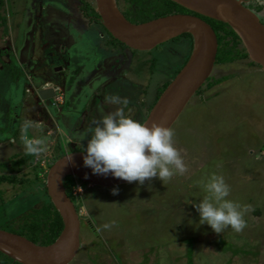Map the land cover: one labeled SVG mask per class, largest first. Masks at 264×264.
Segmentation results:
<instances>
[{
  "label": "rangeland",
  "instance_id": "1",
  "mask_svg": "<svg viewBox=\"0 0 264 264\" xmlns=\"http://www.w3.org/2000/svg\"><path fill=\"white\" fill-rule=\"evenodd\" d=\"M44 1L65 4L67 0H2L0 17L6 18V3L19 17L21 7H31L32 12L39 7L41 11ZM86 1L94 5V0ZM243 1L264 24V0ZM53 17L60 21L59 16ZM0 25V46L10 52L13 42L7 32L11 25ZM65 31L62 28L61 34ZM38 32L41 36L40 29ZM104 42L97 47L103 54L97 56L108 61L102 64L109 65L112 76L101 83V75V84H93L91 94L80 101L82 106L86 101L85 109L76 125L62 112L24 104L26 79L12 84L6 71L0 73V175L16 176L18 180L0 182V229L19 230L30 222L34 211L44 204L36 177L44 178L47 160L58 158L59 147L64 154L83 152L92 121L101 115L98 106L105 112L114 107L105 102L107 95L126 98L125 115L143 122L145 110L153 104L161 85L171 81L182 67L190 46L189 41L180 39L137 52L120 46L105 47ZM56 49L57 54L47 49L46 64L54 70L63 59L67 70L47 72L50 79H62V83L68 77V102L70 93L95 66L88 63L89 57H82L85 70L75 71L78 67H74L72 71L68 53ZM210 77L223 80L210 88L204 84L171 127L186 172L164 181L153 177L143 184L135 181L111 188L90 187L93 198L83 193L79 208L83 207L92 227H80V248L70 264H264V70L249 65V60H236L215 65ZM44 124L48 126L42 128ZM43 129L49 134L45 135ZM51 134L55 140L49 138ZM28 140H40L43 151L29 154L25 147ZM210 173L223 176L230 189L228 199L250 206L240 232L225 228L217 234L208 225H199L193 204L206 194L203 183ZM79 185L74 178L64 180L70 194ZM113 188L118 189L115 195Z\"/></svg>",
  "mask_w": 264,
  "mask_h": 264
},
{
  "label": "water",
  "instance_id": "2",
  "mask_svg": "<svg viewBox=\"0 0 264 264\" xmlns=\"http://www.w3.org/2000/svg\"><path fill=\"white\" fill-rule=\"evenodd\" d=\"M169 1L192 13L226 24L240 40L248 60L264 70V24L243 0ZM94 6L105 32L128 50L147 52L183 34L191 36L188 59L143 121L171 128L212 74L217 53L215 32L204 20L192 14L175 13L134 24L123 16L116 0H94ZM37 93L42 100L54 96L52 88L39 89ZM83 155L84 152L77 151L65 153L46 173V193L62 221V230L56 239L44 246L0 229V253L19 264L71 263L80 248L81 216L66 193L64 180L74 177L83 184L101 188L130 184L111 174H92L90 168L83 166Z\"/></svg>",
  "mask_w": 264,
  "mask_h": 264
},
{
  "label": "clouds",
  "instance_id": "3",
  "mask_svg": "<svg viewBox=\"0 0 264 264\" xmlns=\"http://www.w3.org/2000/svg\"><path fill=\"white\" fill-rule=\"evenodd\" d=\"M105 102L114 107L107 112L99 110L101 115L92 121L83 150V166L90 168L92 174H111L129 183L143 184L153 177L164 181L186 172L187 166L174 146V132L170 127L155 122L149 125L125 115L126 98L112 94L105 97ZM41 143L40 140L27 142L26 151L39 154L43 151ZM203 190L206 194L193 204L199 225L206 224L217 234L225 228L240 232L245 227L243 217L250 206L228 199L229 185L216 173L208 175ZM117 191L113 188L112 194Z\"/></svg>",
  "mask_w": 264,
  "mask_h": 264
},
{
  "label": "trees",
  "instance_id": "4",
  "mask_svg": "<svg viewBox=\"0 0 264 264\" xmlns=\"http://www.w3.org/2000/svg\"><path fill=\"white\" fill-rule=\"evenodd\" d=\"M71 1L74 4H76L78 8L75 13H70L69 16H64L63 14H60L59 10L52 8L53 6L51 5L47 7V10H49L48 11L49 14H51L52 12L56 16H59L60 21L58 20V22L60 24H62L64 21H68V19H72L76 27L75 28V27L64 26L63 28H65L67 32L65 31L64 34H61L62 26L56 24V26L54 25L55 26L53 29L54 31H52V35H51L52 37L56 38L57 36H60L63 39L62 41L66 43L65 39L67 37L69 38L72 37L70 33L72 34L75 33L76 29H78V31L79 30L81 31L84 29V26H82V23H83L85 24V26H87V29L89 27L90 28L96 27L102 30L106 34V39L104 40L105 47L108 46V47L119 49L118 46H120V47L126 48L123 44L113 39L109 34L105 32V30L103 29L100 23L99 15L96 12L95 6L92 3L86 0H71ZM116 1H117V6L120 12L123 14V16L129 22L134 23V24L143 23V22L155 19V18H159V17H163V16H167L170 14H175V13L196 15L197 17L204 20L207 24H209L211 28L213 29V31L215 32L216 39H217V53H216L215 65L231 63L236 60H248L247 54L244 48L242 47V44L240 40L238 39V37L236 36V34L226 24L222 22H218V21L200 16L198 14L192 13L169 0H116ZM1 7H2V0H0V8ZM136 16L139 17L137 20L132 19V18H136ZM41 20H42V25L44 26V29L47 28L45 16H42ZM2 21H3V18L0 17V23ZM72 30H75V31H72ZM57 32H59L58 35H57ZM82 36L83 38L87 37V40H86L87 45L85 46V43L83 42L84 47L82 46L83 54L81 57L73 58V56L71 55L69 67L70 69H72V71H74L73 69L74 67H78L75 71L77 70L79 71L80 69L85 70V68L83 67L84 64L80 62V58L82 57L83 59H87L89 57L88 63L92 64L93 66L96 65V60L99 58L101 61H107L104 59V57L97 56V54L101 55L103 53H102V50L100 51L97 49L99 45L96 41L95 33L90 29H88L87 31L83 30ZM180 39L189 41V44H190L188 53L186 54L184 58V63H185L191 51V46H192L191 36L189 34H183L171 41H178V40L180 41ZM54 46H56V44H54ZM91 48L95 49L94 53L91 52L90 50ZM249 65L255 66V64L250 61H249ZM180 69H178L175 72V75L178 73ZM5 70L8 72V75L10 79L13 81V83L23 78L22 73L17 67L15 60H12V62L8 66H6ZM78 73L80 75V72ZM222 80L223 78L214 79L212 77H209L208 80L206 81L207 83H205V86L210 88L211 86L221 82ZM169 82L161 85V88L159 89L153 104H151L145 110V116H147L150 109L152 108L156 100L158 99L159 95L166 88ZM205 86L203 85V87H201L195 95L200 94V92ZM58 147L59 146H57V148ZM56 152H57L58 158H59V155L60 157L64 155V153L60 151V147H59V150H57ZM69 178H74V177H69ZM4 181L7 183H15V182L18 183L16 176L0 175V182H4ZM44 181H45V176L43 179L36 177V182H35L36 184L34 183L36 185L38 192L41 194L42 199H44V204L39 209L34 211V214L31 217L30 222L26 221L24 224L21 225L19 230L11 229V231L9 232L21 235L34 243L45 246V245L51 244L56 239V237L59 235V233L62 230V221H61L59 214L54 209L53 205L51 204L47 196ZM20 182L23 183L24 179H21ZM82 185L84 186V184ZM66 193L68 197L71 200H73V197L70 194V190L66 191ZM0 264H19V263L13 261L12 259L0 253Z\"/></svg>",
  "mask_w": 264,
  "mask_h": 264
},
{
  "label": "crops",
  "instance_id": "5",
  "mask_svg": "<svg viewBox=\"0 0 264 264\" xmlns=\"http://www.w3.org/2000/svg\"><path fill=\"white\" fill-rule=\"evenodd\" d=\"M49 5L53 6L52 8H54V9H58V8L61 9V10H59V13L63 14L64 16H69L70 13H75L77 8H78V6L76 4H74L71 0H67L65 4H64V2L60 3L58 1H55V2H52V1L47 2L46 1L43 5V8H41V11H39L40 8L38 7L37 12H35V11L32 12L31 7H29L27 10V8L24 6V7H21V10L19 11L20 12L19 17L18 16L16 17V16H14L13 11L9 10V6L6 3V6H7L6 18H3L2 23H5L6 25H8V24L11 25L9 27L10 32H7V38H8V36H10L11 41L13 42L12 47H13L14 52H15V58H17L16 61L19 60L16 64H17V67L19 68V70L21 71V73H25L28 70V68L30 67V66H28L29 61L31 63L34 61L33 59L35 56V50H37L36 48L38 46V42L41 40L39 38V35H38L39 29L41 30V35L45 37V39H42L41 42L44 43V42L53 41V43L56 44L57 48H62L68 53L67 55H69V61H70L71 55L73 56V58L74 57L79 58L83 54V50H82L83 48H81L82 43L84 42L85 46L87 45V41H86L87 37L83 38V36H82L83 30H86V31L88 29L92 30L96 35V41H97L99 46H101V44H103L102 42L106 39V34L102 30H100L96 27H92V28L89 27L87 29V26H85V24H83V23H82V26H84V29L81 31L80 30L78 31V29H76L75 33H73V34L70 33L72 37L71 38L67 37L65 39L66 43H64L62 41L63 39L60 36H57L56 38L52 37L51 35H52V31H54L53 30L54 27L56 26V24L60 25V23L58 22V19H55V17H53L55 15L54 13L51 12V14H49V12L47 10V7ZM35 8H36V6L34 7V9ZM39 16H41V18H42V16H45L47 28L44 29V26L42 25V20H40L41 21V24H40L41 27H39L37 25L38 21H36V20L39 18ZM12 26L14 27L13 30H11ZM64 26L75 27L72 19H68V21H64L62 23V28ZM0 27L2 29V26H0ZM14 30H15V32H14ZM72 31H75V30H72ZM47 47H49V46H47ZM83 47H84V44H83ZM0 49H1V46H0ZM62 67L65 68V63L62 64ZM66 70H67V68H66ZM3 71H6V70L0 67V73ZM63 72H65V71H62V73ZM6 73H8V72L6 71ZM8 77H9V75H8ZM67 78L64 81V84H66ZM54 79H55V81L62 83L61 82L62 79H60V80H58L57 78H54ZM9 82L14 84L10 78H9ZM17 82L18 81H15V83H17ZM100 108H101V106H100ZM65 112H66V108H63L61 115L64 114ZM60 129L62 130V128H60ZM77 132H78V130H76V128H75L74 135H76ZM81 137H83V136H81Z\"/></svg>",
  "mask_w": 264,
  "mask_h": 264
},
{
  "label": "flooded vegetation",
  "instance_id": "6",
  "mask_svg": "<svg viewBox=\"0 0 264 264\" xmlns=\"http://www.w3.org/2000/svg\"><path fill=\"white\" fill-rule=\"evenodd\" d=\"M41 16H39V18L36 20V21H38L37 22V25L39 26V27H41ZM40 32H41V30H40ZM39 35V34H38ZM39 37H41L40 39L42 40V39H45V37L44 36H39ZM41 40L38 42V46H37V50H35V56L37 57V59H36V57L34 56V61L31 63L30 61H29V65L28 66H30L29 68H28V70L25 72V73H22V77L23 78H25V76H26V74L28 73H30L31 71H38V72H40V70H41V74L42 73H44V76L43 77H41V78H36V79H34L33 80V83L35 84V85H37V84H39L41 81H46V80H52V78L50 79L49 78V76H48V72H47V70H52V68H49V66L46 64V61H45V52L47 51V49L49 50V49H52L54 52H55V49L57 48L56 46H54V43H53V41H49V42H44V43H42L41 42ZM47 46H49V47H47ZM83 46V45H82ZM4 48V47H3ZM2 48V52H3V54L2 55H0V67L1 68H3V69H5L6 68V66H8L11 62H12V60H15V62L17 63L19 60H17L16 61V59L17 58H15V52H14V49H13V47H12V50H10V52H8V49H3ZM5 48H6V46H5ZM82 48V47H81ZM59 49H56V52L58 51ZM55 52V54H57ZM79 52V51H78ZM4 58H7L8 59V62H5L4 61ZM71 58V57H70ZM65 62L62 60V64H64ZM62 64H60V66L59 67H57V68H55L54 70H52V71H56V72H58L57 74H60L62 71H65V69H66V67L64 68V67H62ZM70 65V61L68 62V66ZM25 71V70H24ZM99 72H101V74L99 73ZM104 72V73H103ZM91 74H88V75H86L84 78H83V81H80L79 82V86L77 87V88H75L74 90H73V92H71L70 93V95H69V99H68V102H67V97H68V95L66 96L65 95V93H67L68 94V91H69V87L67 86V83L66 84H64V82H63V88H64V108H66V112L64 113V114H62V116L68 121V122H70L71 124H73V125H76V123H77V120L79 119V116H80V114H81V112L83 111V109H85V102H84V104H83V106H82V103L80 102L81 100H86V98L88 97V95L89 94H91V89L93 88L94 89V87L95 86H93V84H97V85H99V84H101L102 82H104V80H107L109 77H111L112 76V74H111V68L109 67V65L107 64V65H104V64H102V61H100V60H96V65H95V67H94V70H92L91 72H90ZM103 76V78H102V81H101V83H99V78H100V76ZM93 79H92V78ZM91 78V79H90ZM53 81H55V79L53 78ZM27 82V81H26ZM93 82V83H92ZM27 86H28V82H27ZM27 86L26 87H24V89H23V92H24V98H25V96H26V93H25V89L27 88ZM22 101H23V98H22ZM49 102V100H42L41 98H40V100H38V101H34V100H32V101H30L28 104H30V103H34V107H42V108H44L45 110H48V107L50 108V109H52V110H54L53 108H51L50 106H49V104L47 105L46 103H48ZM24 104H25V102H23ZM67 103H68V105H67ZM37 109V108H36ZM98 109L100 110L101 108L98 106ZM37 111V110H36ZM35 111V112H36ZM100 112V111H99ZM61 117V116H60ZM58 124V123H57ZM37 125V124H36ZM45 125V126H44ZM44 125H42L41 127L42 128H44V127H47L48 125H46V124H44ZM59 126V125H58ZM59 128H60V126H59ZM41 129H39V128H36V131H40ZM45 132H44V131ZM42 130V132L46 135L47 133H48V131H46L45 129H43ZM20 132L22 133L23 132V130H20ZM13 135H14V131L13 132H11ZM7 134H9V133H7ZM24 134V133H23ZM43 134V135H44ZM49 134V133H48ZM9 136H11V134H9ZM49 138L50 139H53V140H55V136L53 135V134H51L50 136H49ZM7 140H9V138L7 137ZM31 141H33V140H28V142H31ZM54 145V144H53ZM53 157V156H52ZM52 157H51V159H52ZM51 159H48L47 160V163H49V167L53 164V162L56 160V159H58V158H56L55 160L53 159V160H51ZM48 167V168H49ZM48 170V169H47ZM46 173H47V171H46ZM45 177H46V175H45ZM45 182V181H44ZM84 186H85V189H84V193L88 196V198L89 199H91V198H93V189L92 188H90L91 186H87L86 184H84ZM73 202V201H72ZM73 204H74V207H75V209H76V212L81 216V218H80V227L83 225H87V227L88 228H91L92 226H91V224L89 223V219H87V215H84L83 214V211H84V209H83V207L82 208H79V205L78 204H76L75 203V201L73 202ZM81 230V229H80Z\"/></svg>",
  "mask_w": 264,
  "mask_h": 264
},
{
  "label": "built area",
  "instance_id": "7",
  "mask_svg": "<svg viewBox=\"0 0 264 264\" xmlns=\"http://www.w3.org/2000/svg\"><path fill=\"white\" fill-rule=\"evenodd\" d=\"M2 54L3 52L1 48L0 55ZM43 76H44V73L41 74V72H38V71H31L29 74L28 73L26 74L25 79L28 82V86L25 89L26 96L24 98V101L26 105H28V103L32 100L38 101L40 100V97L37 93L39 89L52 88L54 96L51 99H49V103H50L49 106L53 108L55 111L60 113L64 106V88L62 85H60L59 82L57 81L54 82L53 80L41 81L37 85L33 83L34 79L41 78ZM79 186H76L75 188L71 189L72 190L71 196L73 197L75 203L78 205H79V202H81V198H82V195L85 189V187H83L82 184H80Z\"/></svg>",
  "mask_w": 264,
  "mask_h": 264
}]
</instances>
